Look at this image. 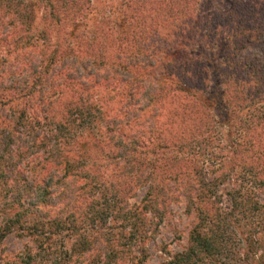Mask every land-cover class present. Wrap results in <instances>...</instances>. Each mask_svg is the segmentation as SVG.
<instances>
[{
	"label": "rangeland",
	"instance_id": "rangeland-1",
	"mask_svg": "<svg viewBox=\"0 0 264 264\" xmlns=\"http://www.w3.org/2000/svg\"><path fill=\"white\" fill-rule=\"evenodd\" d=\"M62 1L23 0L32 5L34 20L26 32L21 26L23 31L18 34L19 39L5 32L13 24L20 23L21 17L11 14V6L5 7L6 2L0 0V55L2 59L6 56V62H0L3 91L8 79L13 77L9 71L25 68L28 70L23 74L30 72L40 59L41 63H46L42 68L51 66L57 71L71 68L73 72L69 84L46 78L51 90H44L43 102L37 91L32 90L27 97V102L31 103L29 107L35 112L42 107L46 109L43 116L50 122L46 124L42 114L37 113L41 125L28 137V146H35L28 147V159L37 167L44 166L43 159L55 144L66 151L67 160H72L71 173L54 188L51 186L54 192L58 191L49 198L51 210L43 217L50 220L52 226L39 229L50 241L44 245L57 251L46 264H75L71 263L70 254L64 253L69 247L77 246L73 245L76 243L91 246L83 253L80 263L91 264L97 254L102 255L101 248L106 241H114L119 244H115L116 247H122L125 259H118L119 264H163L192 247L191 232L203 231L197 224L201 215L211 218L217 214H225L230 219L227 229L230 251L224 253L226 261L221 260V263L236 261L241 257L237 251L242 253L245 235L239 234L237 227V223L245 221L240 208L249 201L244 198L245 174L241 166H255L260 144L264 141V118L263 125L258 128H255L258 121L252 126L246 120L248 115L243 113L241 121L235 118L231 126L211 121L209 127L210 119H217L215 108L200 114L194 107H178L170 102L171 97L163 95L158 102L147 104L139 95L141 85L138 84L131 93H139L133 101L129 100L128 93L134 84L130 83L122 66L129 65L131 69L142 64L134 65L135 60L127 50L122 53L116 48L117 42L110 46L109 54L101 62L97 59L87 63L85 59L82 66L71 63L73 54L88 57L83 49L86 39L95 32L92 24L101 23L105 28L108 23L102 18L114 19L124 11L129 0H71V5L63 6ZM195 2L202 12L225 14L233 0ZM53 4L57 8L51 7ZM50 8L49 18L46 12ZM61 18L66 21L64 28L59 26ZM106 38L108 43L109 38ZM174 43L170 38L151 37L145 43L146 51L140 54L147 56L149 61L159 59L161 51L173 52ZM198 48L195 46L194 51L207 54L206 50ZM53 49L54 62L49 63L46 56ZM179 57L174 56L166 65L176 74L180 69ZM72 86L82 93V101L76 98ZM209 86L206 92L221 88L214 79H210ZM149 89L152 93L158 92L155 83H151ZM8 94L12 96L11 92ZM69 97H74V105L68 104ZM20 102L18 99V104ZM13 103L17 105L16 100ZM87 104L96 108L89 110ZM155 105L161 108L154 110L152 106ZM173 108L177 112L172 116L168 110ZM220 108L218 113L222 114ZM1 114L0 110V117ZM4 114H8L7 106L3 107ZM55 124H59L62 131L55 130ZM45 137L51 142L40 146ZM173 141L175 146L169 145ZM13 154L12 151L11 156ZM54 165L57 168H54L53 181L61 175L62 163ZM82 170L85 173L76 176ZM14 171L19 173L18 169ZM91 177H94L92 181ZM255 194L259 202L264 199L263 192ZM57 222L60 224L56 226ZM254 225L255 220H252L248 228L258 231L259 227ZM261 234L255 235L258 241ZM33 247L31 233L12 229L0 243V264H21L23 253L33 254ZM97 247L101 248L96 253ZM257 252L261 254L260 250ZM203 263L209 264L206 259Z\"/></svg>",
	"mask_w": 264,
	"mask_h": 264
},
{
	"label": "trees",
	"instance_id": "trees-1",
	"mask_svg": "<svg viewBox=\"0 0 264 264\" xmlns=\"http://www.w3.org/2000/svg\"><path fill=\"white\" fill-rule=\"evenodd\" d=\"M4 1L5 7L11 6L9 9L11 14L21 17L20 23L13 24L5 34L11 33L20 39L18 34H21L23 30L28 31L34 20V9L23 0ZM66 3L71 5L72 1L63 0L61 5ZM51 7L57 8L54 4ZM46 15L51 17V8ZM112 18H102L108 23L105 28L101 23L92 24L95 32L86 39V47L83 49V53L88 57L73 54L71 63L76 62L82 66V61L85 59L87 63L96 62L97 59L101 62L106 58V54H109L107 50L110 46L117 42L116 48L122 50V53L127 50L133 61L135 60L134 65L139 62L142 64L140 66L137 64L138 66L131 69L129 65H126L128 69L122 66L126 76L130 78V83L134 84L128 93L129 100L133 101V97L139 93V91L131 93L138 84L141 85L139 95L143 96L141 98H144L147 104L153 101L158 102L163 95L165 98L171 97L170 102L176 103L178 107L190 109L194 107V110L200 114L203 110L206 112L208 108L213 110L215 108L217 119L216 121L210 119L209 127L212 126L211 121L231 126L233 119L239 118L237 122L241 121L242 113L248 115L246 120L251 122L252 126H255L258 121L255 128L263 125L261 123L264 118V3L261 4L260 0H233L225 14L202 12L199 10V3L195 0H129L124 11L114 19ZM64 19L58 20L61 28H64L66 24ZM156 36L165 40L169 38L174 40L175 47L173 52L161 51L159 59L152 58L149 61L147 56L140 53L146 51L145 43ZM106 37L109 38L108 43L105 41ZM195 46H199L198 49L202 51L206 50L207 54L203 55L200 51H194ZM176 55L180 56V69L177 74L166 66ZM54 57L53 49L47 54L46 59L51 63L54 62ZM40 61L42 59L35 63L32 71L24 74L23 72L28 69L20 70L19 68L16 72L9 71L13 77L8 79L4 91L3 82L0 81L2 113L0 117V243L12 229L31 233L34 253L25 251L21 257V264H46L51 255L57 252L51 250L49 245H44V242L50 241L39 229H49L52 226V222L43 217V215L47 216V212L51 210L49 198L58 191L54 192L52 188L67 173H71L72 168V160H67L68 156L64 154L66 151L55 144L50 147L47 156L44 157V166L37 167L26 154L29 152L28 147H35L28 146V137L35 134L36 127L41 125L37 113L42 114L40 116L46 124L50 123L43 116L46 109L42 107L39 112H35V109L29 107L31 103L27 102L28 94L32 90L37 91L43 102L44 90L46 88L51 90V85L46 83V78L60 83L65 81L67 84L72 83L73 80L71 68L58 71L51 69V66L49 69L42 68L46 63ZM0 62H6V56L2 59L0 55ZM210 79H214L217 86L221 87L218 91L206 92L207 89L210 90ZM151 83L156 84V90L159 93H152L149 89ZM71 88L74 90L73 86ZM3 92H5L4 98ZM9 92L12 96L8 94ZM73 92H76V98L82 101V93L75 90ZM18 99H21L20 105ZM13 100H16L17 105L13 103ZM67 100L70 106L74 105V97H69ZM4 106H7L8 110L6 115H3ZM86 107L89 110L91 107L96 108L91 104H87ZM152 107L154 110L161 108L156 105ZM219 108L222 109V114L218 113ZM168 111H171L172 116L177 112L175 108ZM54 128L62 131L59 124H55ZM191 130L197 131V128ZM190 133L191 131L188 134ZM51 136L53 138V135ZM49 141L51 142V139L45 137V142L40 143V146L47 145ZM263 143L260 144V154L254 161L255 166L249 165L255 168L241 166L245 174V180L242 183V186H245L244 198H248L249 201L240 208L245 221L237 223V227L240 228L239 234H245L244 248L242 253L237 251L241 257L232 261L231 264H264V199L259 202L255 194L256 191L263 192L264 198ZM170 144L175 146L174 141ZM12 151L14 154L11 156ZM59 162L62 163L61 175L53 181L54 168H57L54 163ZM15 169H18L19 173L15 172ZM27 172L29 177L26 175ZM82 172L85 173L82 170L76 176ZM92 179L94 177H91L90 181ZM38 183H41V186ZM252 220H255V228L259 227L258 231L248 228ZM59 224L57 222L56 226ZM197 224L203 231L191 232L192 247L181 254L174 255L163 264H204V259L209 264H224L221 263V260L226 261L223 255L230 251L227 234L230 224L228 216L217 214L210 218L201 215ZM259 231L262 234L258 241L255 235L260 233ZM115 244L117 243L114 241H106L102 246L104 249L97 247L96 253L101 248L102 255L97 254V259L92 260L91 264H119L118 259L124 260L122 249H120L122 247L118 248ZM73 245L77 246L69 247L64 254H70L71 263L80 264L83 253L91 246L86 243ZM258 250L261 254H258Z\"/></svg>",
	"mask_w": 264,
	"mask_h": 264
}]
</instances>
